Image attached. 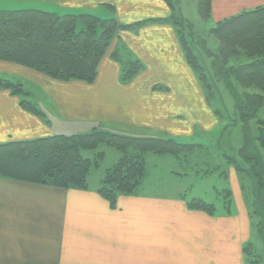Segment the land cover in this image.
<instances>
[{
  "label": "crops",
  "instance_id": "obj_1",
  "mask_svg": "<svg viewBox=\"0 0 264 264\" xmlns=\"http://www.w3.org/2000/svg\"><path fill=\"white\" fill-rule=\"evenodd\" d=\"M262 5L264 0H213L205 21L214 18L216 25ZM10 8L58 14L82 11L96 16L110 13L123 25L171 16L163 0H0V9ZM144 26L138 33L130 31L131 27L120 29L115 38L147 65L129 83L120 81L121 66L111 58L114 44L93 83L61 82L15 63L0 62V77L2 73L14 75V80L3 79L23 85L17 76L32 78L21 73L26 71L49 81L51 87L41 88L40 94L52 98L50 90L64 92L65 109L71 116L58 112L52 101L33 97L37 90L22 86L20 94L0 87V144L61 134L60 126L71 123L86 133L82 130L92 120L80 117L81 102L90 110L110 113L118 126L153 127L184 135L183 130L190 127L178 118L181 114L174 113L172 119L170 112L190 111L188 106L195 102L207 108L203 90L182 81L191 69L175 26L162 22ZM168 34L172 38L163 39ZM190 76L194 78L193 73ZM23 100L31 102L37 113L26 109ZM98 190L61 188L0 174V264H247L244 244L251 226L239 199L236 213L211 215L190 209V199L181 194L173 197L137 190L119 195L113 208Z\"/></svg>",
  "mask_w": 264,
  "mask_h": 264
},
{
  "label": "rangeland",
  "instance_id": "obj_2",
  "mask_svg": "<svg viewBox=\"0 0 264 264\" xmlns=\"http://www.w3.org/2000/svg\"><path fill=\"white\" fill-rule=\"evenodd\" d=\"M163 3L171 10L169 18H153L132 24L130 31L138 33L145 27L146 22L174 25L175 33L185 55L191 57L193 61L191 62L195 66H192L188 61L191 72L182 81L188 86L192 83L193 89L202 88L207 108L203 109L199 103L195 102L188 106L190 111L170 112L171 118L174 113L181 114L178 118L183 119V122L190 127L189 130H183L184 135H173L169 130L153 127L118 126L111 121L110 113L90 110L81 102V107L86 109L82 110L81 108L80 117L92 120L84 128L85 130H82L83 132L103 131L108 135L123 133L133 136H157L173 139L190 146V149L181 151L177 156L170 153H158L154 150L140 152L134 147L123 148L118 144L114 146L106 142L99 144L94 149L83 150V156L93 160L97 153L103 154L102 158L97 159L98 163L93 164L89 169L88 186L101 188L104 181L114 172L123 155L138 154L144 159L145 173L137 191L173 197H178L181 194L182 198L188 197L190 201L203 199L214 204L218 214L230 213L233 210V213H236L239 210V199L241 209L245 210L251 226L249 239L244 244L247 264H264V244L261 241L263 236L261 230L264 227V189L261 196L258 197L257 177H255L256 173L264 172V148L258 140L260 136L262 137L260 131H262L261 124L264 121V92L253 84L240 83L227 70L230 67L238 68L241 65L250 64L257 57L237 48L235 55L229 57L227 61H223L218 57L219 51L220 53L221 51L231 52L233 48L229 50L226 40L218 37L214 31L216 26L214 18L205 21L201 17L197 10L196 0H163ZM139 5L142 6V4ZM59 14L91 13L69 11ZM98 16L100 18L111 17L110 13H100ZM126 30L127 28L121 29V31ZM116 36L117 34L113 35L110 44V47L114 44L110 51H113L111 58L118 54L120 61L127 66L129 62L138 59V57L123 41L115 40ZM171 38L170 34L163 37L166 40ZM115 61L119 65L121 64L118 60ZM141 62L143 63V61ZM224 62L226 71L222 69ZM143 65L142 70L144 71L147 69V65L144 63ZM10 71L16 72L15 70ZM21 73L32 77L17 76L24 87L37 90L33 97L42 98L47 103L52 101L58 112L62 111L65 117H71L65 109L67 95L64 92L50 90L52 93L49 95L54 93L53 96L50 95L52 98L42 95L39 90L41 88L49 89L51 87L49 81L26 71ZM192 73L193 79L190 76ZM1 77L14 80V75L11 73H2ZM189 78L190 80H188ZM155 86L157 88V85ZM162 86L165 89L166 85ZM260 96L263 98L262 101H260ZM241 102H252L253 104L255 102L256 108L250 120L242 118L238 110ZM174 106L176 107V105ZM97 119L99 120L95 124ZM60 128L65 134L81 133L72 123L61 125ZM158 159L159 162L156 163ZM108 186L112 187V185Z\"/></svg>",
  "mask_w": 264,
  "mask_h": 264
},
{
  "label": "trees",
  "instance_id": "obj_3",
  "mask_svg": "<svg viewBox=\"0 0 264 264\" xmlns=\"http://www.w3.org/2000/svg\"><path fill=\"white\" fill-rule=\"evenodd\" d=\"M196 2L201 17L208 19L212 0ZM132 26L120 24L116 17L100 18L93 14L60 15L35 8L0 9V62L15 63L61 82L93 83L113 35L120 29ZM214 29L218 37L226 40L228 49L233 48L231 52L219 51L218 57L223 61L235 55L237 48L257 57L250 64L238 68L230 67L227 70L240 83L253 84L264 92V5L226 18L218 22ZM113 58L121 63L122 83L131 81L144 67L139 59L129 62L126 66L120 61L118 54ZM187 61L194 66L191 57H187ZM225 64L222 63L224 71ZM22 86L0 77V87L23 94ZM262 100L260 96V101ZM21 104L37 113L31 102L23 100ZM254 104L241 102L238 106L244 120L253 117L256 108ZM261 128L262 137L258 140L264 148V121ZM104 142L114 146L118 144L123 148L134 147L140 152L154 150L176 156L181 151L190 149V146L182 142L157 136H133L123 133L108 135L103 131L61 133L34 140L0 144V174L61 188L86 189L89 169L98 163L97 159L102 158L103 154L97 153L93 160L83 156L82 151L94 149ZM144 173L143 157L138 154H125L98 191L114 208L119 195L135 192ZM255 177L257 196L260 197L264 189V172L256 173ZM188 206L190 209L203 210L211 215L217 211L214 204L203 199L189 201ZM261 232V241L264 244V227Z\"/></svg>",
  "mask_w": 264,
  "mask_h": 264
}]
</instances>
